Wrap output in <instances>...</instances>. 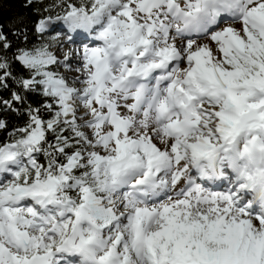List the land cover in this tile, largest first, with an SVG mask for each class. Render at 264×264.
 Segmentation results:
<instances>
[{
  "label": "clouds",
  "instance_id": "1",
  "mask_svg": "<svg viewBox=\"0 0 264 264\" xmlns=\"http://www.w3.org/2000/svg\"><path fill=\"white\" fill-rule=\"evenodd\" d=\"M53 11L43 31L35 28L36 42L26 43L25 34L14 52H31L43 61L23 69L34 81L31 94L44 102L33 107L21 92L27 108L13 113L51 114L44 124L51 121L55 142L45 135L49 129L41 132L38 125L29 149L16 135L23 127L16 128L8 136L18 145L17 158L0 168V194L14 209L19 231L39 239L44 234L35 226L42 221L29 210L48 218L51 264H93L103 248L88 249L100 242L110 247L116 237L122 257L135 232L159 229L164 206L173 209L169 216L179 213V220L188 213L191 219L200 213L212 218L214 205L203 201L216 197L218 207H231L237 218L239 207L249 219L264 215V197L240 189L237 172L223 161L227 154L220 150L213 115L232 91L233 69L247 67L257 52L264 58V0H56ZM53 25L60 30L47 35ZM14 61L0 55V66L19 87L25 75H10ZM53 78L58 94L42 83ZM8 123L0 119V130L7 131ZM208 141L220 150L211 162ZM58 144L73 151H57ZM41 155L45 163L39 162ZM82 188L91 191L106 218L80 210ZM228 194L235 206L219 201ZM73 210L81 212L75 236ZM61 222L60 235L52 234L51 225ZM81 235L92 241L83 253L65 245L67 240L84 247ZM3 240L7 245V234ZM56 247L69 251L57 254ZM127 255L131 264H141L135 253Z\"/></svg>",
  "mask_w": 264,
  "mask_h": 264
},
{
  "label": "snow or ice",
  "instance_id": "2",
  "mask_svg": "<svg viewBox=\"0 0 264 264\" xmlns=\"http://www.w3.org/2000/svg\"><path fill=\"white\" fill-rule=\"evenodd\" d=\"M68 7L72 12L75 11L72 5ZM45 23V19H41L36 29L43 31ZM11 47L7 44L4 35L0 34V50H7L4 54L12 56L19 65L43 63L42 60L36 59L34 53L27 51L13 53ZM256 56L258 58L249 60L247 67L240 65L233 69V73L230 74L232 75V91L228 93L221 110L214 112L213 115L217 120V135L222 144L220 150L227 154L223 161L237 172L241 181L240 189L259 192L264 197V58H259V52ZM5 71V67L0 66V87L8 89L10 77L5 74ZM10 75L13 76V72ZM41 75L46 76L47 73ZM5 82L8 87L4 86ZM33 83L31 78H25L20 86L16 87L15 93L11 91L8 97L0 96V110L7 108L9 112H13L17 105H25L21 92L31 94L30 87ZM42 83L53 94L59 93V83L55 78ZM38 125L41 132L44 128L49 129L46 136L51 134L53 125L51 121L44 124L40 110H37L35 115L27 116L26 125L16 133L29 149H31L29 141L32 131ZM207 143L210 145L208 159L211 162L220 150L211 146L210 141ZM17 147L18 145L14 142L0 144V168L16 160ZM56 150L70 153L73 151L59 144ZM70 159L75 162L76 157L71 156ZM32 163L35 164L34 161ZM68 163L69 160L64 159L61 170L66 171L64 165ZM72 170L75 171V169ZM39 175L40 173L37 172L36 177L38 178ZM78 200L79 208L85 214L92 213L94 218H106L104 210L96 207L95 196L89 189L82 188ZM219 201L235 206L232 194L221 195ZM203 202L214 205L209 210L215 213L212 218L200 213L197 219H191V214L188 213L183 220H179L177 219L179 213L169 216L167 214L173 209L164 206L159 211L162 223L156 232H135L131 248L125 244L123 248L125 255L122 257L117 254L120 237H116L110 247L100 242L99 247L88 249L95 253L103 248L102 254L93 261V264H131L130 256L127 255L129 252L135 253L141 264H264V215H257L254 220L249 219L250 214L246 208L239 207L237 208L239 218H237L232 215L231 207L219 208L216 197ZM29 211L36 219L42 221L35 226L37 231L44 234L39 239L19 231V225L13 215L14 209L7 207L3 195L0 194V264H51L53 245L45 243L46 239H51L44 226L49 223L48 218L36 217L34 210ZM6 215L7 225L4 223ZM69 215L75 217L72 223L75 236L77 226L81 223V212L73 210L69 212ZM116 219L112 217V220ZM62 223L51 225L52 234L60 235L58 229L62 227ZM6 234L7 245L3 240ZM80 240L84 247L79 249L75 241L66 240L64 243L71 244L72 251L83 253L92 241L86 240L83 235L80 236ZM55 251L59 254L69 249L56 247Z\"/></svg>",
  "mask_w": 264,
  "mask_h": 264
},
{
  "label": "trees",
  "instance_id": "3",
  "mask_svg": "<svg viewBox=\"0 0 264 264\" xmlns=\"http://www.w3.org/2000/svg\"><path fill=\"white\" fill-rule=\"evenodd\" d=\"M56 5V0H0V34L6 37L7 41L11 42V51L14 53L18 47H22L25 41L23 36L26 34L29 36V40L26 42L29 45L36 42L35 27L41 19H45L49 15H55L53 6ZM47 10V11H46ZM59 9L57 8L56 11ZM19 34V37L16 34ZM7 50H0V55H3ZM12 67L13 76L25 75V70L22 65H19L17 61H14ZM25 78L27 76L25 75ZM9 87L4 89L0 87V96L8 97L11 91L16 89L15 82L9 78ZM28 99V103L33 107H39L44 101L39 100L34 94H25ZM17 107H21L17 105ZM22 107L27 108V104ZM51 114H46L43 118H50ZM8 119L7 131L0 130V144H7L12 142V138L8 136V132L14 131L16 128L24 127L27 121V114L22 113L17 116L13 112H5L4 109L0 110V119ZM64 135H68L67 132ZM50 142H55V137L51 134L48 136ZM40 163H45L44 157H39Z\"/></svg>",
  "mask_w": 264,
  "mask_h": 264
},
{
  "label": "rangeland",
  "instance_id": "4",
  "mask_svg": "<svg viewBox=\"0 0 264 264\" xmlns=\"http://www.w3.org/2000/svg\"><path fill=\"white\" fill-rule=\"evenodd\" d=\"M38 23H39V22H38ZM38 23H37V24H38ZM35 28H36V27H35ZM59 30H60L59 26H57V25H53L51 31L48 32L47 35H53L54 32H56V31L58 32Z\"/></svg>",
  "mask_w": 264,
  "mask_h": 264
},
{
  "label": "bare ground",
  "instance_id": "5",
  "mask_svg": "<svg viewBox=\"0 0 264 264\" xmlns=\"http://www.w3.org/2000/svg\"><path fill=\"white\" fill-rule=\"evenodd\" d=\"M56 32H57V31H56ZM56 32H54V34H55Z\"/></svg>",
  "mask_w": 264,
  "mask_h": 264
}]
</instances>
